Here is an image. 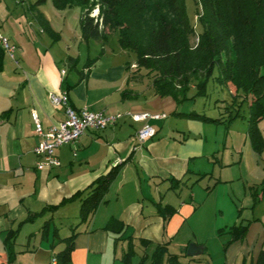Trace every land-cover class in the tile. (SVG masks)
<instances>
[{
    "label": "crops",
    "instance_id": "0c3cea01",
    "mask_svg": "<svg viewBox=\"0 0 264 264\" xmlns=\"http://www.w3.org/2000/svg\"><path fill=\"white\" fill-rule=\"evenodd\" d=\"M8 12L6 22L0 24V32L17 46L18 64L0 47V54L3 51L0 69V264L7 262L3 239L10 229L17 230L13 249L22 260L21 264H51L55 252L64 247L62 239L68 237L71 228L79 222V200L62 201L86 188L111 166L126 160L105 193V201L99 203L89 222L77 227L79 233L70 253V264H115L114 234L104 228L111 219L123 222L127 229L135 226L137 235H131L134 238L140 234L151 236L148 234L151 227L155 231L156 226L161 228V233L168 231L169 221L177 208L169 203L162 205L160 199L156 204L157 215L148 206L146 214L144 191L158 190L160 194V188L178 185L174 182L170 185V181L178 182L185 172L200 173L190 162L203 158L209 151L201 133L194 135V127L182 126L178 120L201 118L173 114L189 111L177 110L178 104L170 96L156 95L151 81L141 77V72H134L135 61L115 59L102 43L101 52L90 56L91 40L84 41L80 30L74 32L72 38L66 37L64 32L53 40L44 30L43 22L47 18L42 13L26 17L23 12L17 18L10 9ZM23 15L26 27H39L42 35L25 31L23 21L20 22ZM81 45L87 47L86 59L80 54ZM68 56L77 58L75 68L67 65ZM92 59L95 62L87 67ZM61 70H65L64 75ZM144 80L147 83H143ZM61 90L67 92L75 110L86 107L105 114L127 111L167 114L172 111L174 118L167 123V114L164 119L150 120L156 134L133 149L135 132L144 122L124 116L113 126L101 131L88 130L77 142L58 147L55 154L60 165L38 169L39 158L33 153V147L39 138L34 132L31 111L38 113L44 128L63 120L64 108L53 105L48 98L49 92ZM228 90L234 94L232 88ZM166 205L175 211L165 221L162 211ZM54 206L56 208L50 209ZM21 231H24L23 238L18 242ZM61 232L63 235L59 238ZM263 234L261 222L256 219L250 222L245 237L230 246L239 243L241 251L247 249V252L253 247L257 259ZM155 235L160 237L158 230Z\"/></svg>",
    "mask_w": 264,
    "mask_h": 264
},
{
    "label": "trees",
    "instance_id": "16d2710c",
    "mask_svg": "<svg viewBox=\"0 0 264 264\" xmlns=\"http://www.w3.org/2000/svg\"><path fill=\"white\" fill-rule=\"evenodd\" d=\"M45 1L35 0V4L40 5ZM52 1L58 8H81L79 29L86 42H104L111 31L117 32L119 46L135 55L134 72L145 70L158 96H170L179 105L195 97H205L210 80L227 89L232 88V102L238 94H242L241 102H248L247 117L233 105L230 107L235 108V113L227 110L225 119L211 118L194 110L175 111L173 114L224 122L226 125L238 117H244L250 147L257 154L264 151V139L258 127L264 118V0H196L197 22L201 27L198 35L190 22L185 0ZM94 11H97L95 15L92 14ZM43 23L45 32L57 40L59 35L45 19ZM193 36L197 39L194 43L191 42ZM2 54L3 51L0 54V69ZM94 62L95 59H92L86 66ZM66 63L70 68H75L78 61L68 56ZM191 88L195 89V93L189 96ZM125 161L111 166L86 188L62 201L79 200V222L71 228V234L62 239L64 247L53 255L55 264H70L74 239L79 233L77 227L89 222L99 203L105 201V193ZM259 187L252 195L254 200L264 195V178ZM53 208L56 206L50 207ZM163 209L162 215L166 221L175 210L167 205ZM249 225L250 222L231 226V238L226 244L242 240ZM104 228L114 234L115 242L126 235V225L117 219L108 221ZM16 236L17 230L10 229L3 239L7 249L6 264L12 263L15 258L13 244ZM130 238L132 236L128 235L129 241ZM165 252V245L158 244L153 253V263L162 264ZM131 253L130 249L124 252L125 264H129ZM167 260L168 264H187L179 262L177 254H169ZM255 264H264L263 249Z\"/></svg>",
    "mask_w": 264,
    "mask_h": 264
},
{
    "label": "rangeland",
    "instance_id": "374dc122",
    "mask_svg": "<svg viewBox=\"0 0 264 264\" xmlns=\"http://www.w3.org/2000/svg\"><path fill=\"white\" fill-rule=\"evenodd\" d=\"M195 1L185 0V4L195 34L198 35L201 27L197 22ZM34 4L35 0H0V24L6 22L8 9L17 18L23 12L26 17L40 12L42 16L44 15L43 17L47 18L46 21L51 29L59 36L66 32L67 35L65 36L72 38L74 32H79L80 7L58 8L52 0H46L40 5ZM31 5L33 8L30 9ZM96 13L97 11H94L92 14L95 15ZM25 15L20 19V22L23 21L25 31L28 34L42 35L39 32V27L35 25L26 27ZM14 25L17 27L18 23ZM47 36L49 37L48 34ZM196 40L195 36L191 38L192 43ZM101 43L108 50V54L114 55L115 59L123 58L129 62L135 60L133 52L121 50L118 44V34L115 31H111L104 42L91 40L90 56L94 57L101 52ZM80 54L85 56L83 59H86L88 50L85 45H81ZM81 61L84 62V60ZM144 71L141 70L140 76L150 80ZM147 80H144L143 83H147ZM194 93L195 89L191 88L188 95L191 96ZM241 96L242 94H238L232 102L233 96L229 90L225 86H219L210 80L205 97L186 100L177 105V110H194L211 118L225 119L227 110L230 109L232 113H235V108L230 107L233 105L239 108L240 114L247 117L248 102L238 100ZM167 114L170 118L167 119L168 123L174 117L172 111L167 112ZM244 117L232 120L229 125L224 122L216 123L202 119L179 118L180 125L194 127V135L197 132L201 133L209 151L203 158L190 162V166H195L196 171L200 173L185 172L180 177L181 180H178V185L169 189L160 188V194L158 190L152 192L147 189V192L144 191L146 214L148 213L146 210L148 206L153 208V213L157 215L156 204L160 199L162 205L169 203L175 206L177 213L170 219L168 231L166 229L165 233L164 230L161 233L162 229H158L157 226L156 231L151 227L148 229L150 231L148 234L151 233L149 234L151 236L146 237L140 234L141 237H132L129 241L128 235H137L135 226H130L126 231V238L117 239L115 242V264H125L123 254L129 249L132 250L128 257L129 264H154L153 253L158 244L166 247V252L162 255V264H168L169 254H177L179 262L187 264H255L256 256L255 253L253 254L252 246L247 252V249L241 251L242 247H238L239 243L233 247L230 246L232 243L226 244L231 238L229 228L239 223L245 224L257 219L261 222L264 232V195L262 199L257 200H254L252 196L256 189L260 188V183L264 178V151L257 154L250 147L246 137L247 121ZM167 127L168 124L165 129ZM258 127L264 139V118L258 123ZM190 136L193 135L190 134ZM173 182L176 183L175 180H171L170 185ZM144 187L142 184L143 189ZM140 191L141 189H139V193H141ZM254 228L253 225L251 227L252 232ZM157 230L160 237L155 235ZM23 233L24 231L20 232L18 242L23 238ZM62 235L63 232L60 233L59 238ZM142 238L146 240H142ZM259 243L262 245L261 249L264 250V234ZM189 245L200 247L202 253L192 257L185 255ZM20 261L22 260L17 257L16 253L13 262L10 264H21Z\"/></svg>",
    "mask_w": 264,
    "mask_h": 264
},
{
    "label": "built area",
    "instance_id": "2783aa9c",
    "mask_svg": "<svg viewBox=\"0 0 264 264\" xmlns=\"http://www.w3.org/2000/svg\"><path fill=\"white\" fill-rule=\"evenodd\" d=\"M0 47L10 56L15 64H18L16 58L17 46L11 43L1 32ZM61 74L64 75L65 70H61ZM48 98L53 105L64 108L65 116L63 120L52 123L47 128H44L38 113L35 110L31 111L34 132L39 138L38 143L33 147V153L39 158L37 162L38 169L60 165L55 154V150L58 147L77 142L80 136L88 130L101 131L109 126H113L124 116H129L135 122H144L135 132L134 138L136 143L133 146V149H135L156 134L155 128L149 124V121L161 120L167 117L166 113H133L127 111L124 113L105 114L102 111H92L86 107L75 110L71 107L68 94L65 90H61L58 93L49 92ZM55 263L56 259L53 256L51 264Z\"/></svg>",
    "mask_w": 264,
    "mask_h": 264
},
{
    "label": "water",
    "instance_id": "95a60500",
    "mask_svg": "<svg viewBox=\"0 0 264 264\" xmlns=\"http://www.w3.org/2000/svg\"><path fill=\"white\" fill-rule=\"evenodd\" d=\"M199 253H202V249L200 247L194 246V245H189L186 251V254L188 256H193L197 255Z\"/></svg>",
    "mask_w": 264,
    "mask_h": 264
}]
</instances>
